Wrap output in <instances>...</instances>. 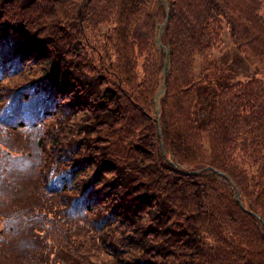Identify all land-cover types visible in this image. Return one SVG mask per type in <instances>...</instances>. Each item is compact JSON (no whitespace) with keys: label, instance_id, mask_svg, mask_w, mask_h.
<instances>
[{"label":"trees","instance_id":"1","mask_svg":"<svg viewBox=\"0 0 264 264\" xmlns=\"http://www.w3.org/2000/svg\"><path fill=\"white\" fill-rule=\"evenodd\" d=\"M167 4L159 138L161 0H0V264H264V0Z\"/></svg>","mask_w":264,"mask_h":264},{"label":"rangeland","instance_id":"2","mask_svg":"<svg viewBox=\"0 0 264 264\" xmlns=\"http://www.w3.org/2000/svg\"><path fill=\"white\" fill-rule=\"evenodd\" d=\"M165 16V14H164ZM159 26V25H158ZM155 46L158 49L159 52H162L159 50V48L156 45V39H155ZM213 55L215 58H218V60L221 62V64L226 68V70L229 73V79L228 83H235L238 81H244L252 78H256L259 76V73L257 70L250 66L244 58L237 52L236 46L229 37V34L227 32H224L223 34V46L221 49H217L213 52ZM154 107V106H153ZM154 111V109H153ZM99 137V141H107L106 138H103V135L94 134ZM84 140H86L85 136H80ZM91 145H94V147L97 146L96 144H93V136H91ZM54 145H59V143L55 140ZM91 169V168H90ZM87 173V170L85 171ZM108 178L114 179L116 186L118 184L116 174L112 171L107 172ZM100 180L104 179L103 176L99 178ZM114 181L110 182L109 185H114ZM68 185V184H67ZM148 211L150 213L154 212L153 208H148Z\"/></svg>","mask_w":264,"mask_h":264},{"label":"water","instance_id":"3","mask_svg":"<svg viewBox=\"0 0 264 264\" xmlns=\"http://www.w3.org/2000/svg\"><path fill=\"white\" fill-rule=\"evenodd\" d=\"M162 5L165 8V17L163 22L161 23V25L158 27L157 30V34H156V45L159 49H162L164 52V60H163V66H162V71H161V75H162V82L160 84L159 89L157 90V92L154 95V99H153V103H154V114L156 116V125H157V132H158V136H161V130H160V125H159V114H160V101L163 98L164 94H165V76H166V68L168 67V48L162 43L161 41V35L163 33V30L165 28V25L168 21V17H169V8H168V4H167V0H162ZM172 164V163H171ZM174 165V164H173ZM183 174H190V172L188 171H182ZM197 172H194V174H196ZM225 179L227 180V182H229L230 184L231 181L225 177ZM236 198L239 201V195L236 194ZM240 203V201H239Z\"/></svg>","mask_w":264,"mask_h":264}]
</instances>
